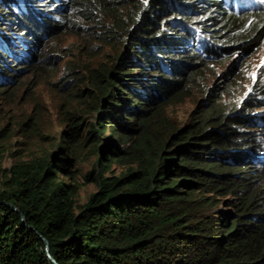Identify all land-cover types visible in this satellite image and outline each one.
I'll list each match as a JSON object with an SVG mask.
<instances>
[{"label": "trees", "instance_id": "obj_1", "mask_svg": "<svg viewBox=\"0 0 264 264\" xmlns=\"http://www.w3.org/2000/svg\"><path fill=\"white\" fill-rule=\"evenodd\" d=\"M87 22L120 49L44 154L0 164V264H53L44 240L58 264H264V64L238 99L232 59L180 125L164 109L255 52L264 0H0V83Z\"/></svg>", "mask_w": 264, "mask_h": 264}, {"label": "rangeland", "instance_id": "obj_2", "mask_svg": "<svg viewBox=\"0 0 264 264\" xmlns=\"http://www.w3.org/2000/svg\"><path fill=\"white\" fill-rule=\"evenodd\" d=\"M102 20V23H110L107 16ZM87 24L89 28L86 30L71 26L45 38L41 59L29 63L27 69L13 80L0 83L1 165L44 154L52 146L56 134L65 128L68 115L74 110L86 112V103L81 100H84L88 89L87 67L108 63L120 49L118 35L101 39L97 34L101 27L94 26L92 22ZM50 53L54 54V59H48ZM232 59L237 63L233 73L235 78L227 80L222 95L224 100L238 99L253 90L256 74L264 64V40L245 59L226 56L220 62L214 61L199 70L198 78L189 85L185 94L165 105V112L173 124L180 125L186 120L204 97L207 87L217 79L218 72ZM88 164L84 163L79 168V179L83 182L77 197L79 203L95 189L93 182L81 177ZM113 166L118 168L116 163Z\"/></svg>", "mask_w": 264, "mask_h": 264}, {"label": "water", "instance_id": "obj_3", "mask_svg": "<svg viewBox=\"0 0 264 264\" xmlns=\"http://www.w3.org/2000/svg\"><path fill=\"white\" fill-rule=\"evenodd\" d=\"M6 204L10 205L11 207L14 208V206L12 204H10L9 202H6ZM44 243H45V252H46V255L48 256L49 260L53 263V264H58L48 253V249H47V242L44 240Z\"/></svg>", "mask_w": 264, "mask_h": 264}]
</instances>
